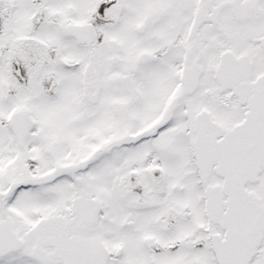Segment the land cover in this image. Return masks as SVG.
<instances>
[{"label":"snow or ice","instance_id":"1","mask_svg":"<svg viewBox=\"0 0 264 264\" xmlns=\"http://www.w3.org/2000/svg\"><path fill=\"white\" fill-rule=\"evenodd\" d=\"M0 264H264V0H0Z\"/></svg>","mask_w":264,"mask_h":264}]
</instances>
